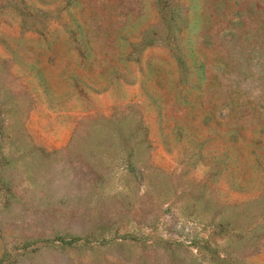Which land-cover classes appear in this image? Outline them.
<instances>
[{
	"label": "rangeland",
	"instance_id": "obj_1",
	"mask_svg": "<svg viewBox=\"0 0 264 264\" xmlns=\"http://www.w3.org/2000/svg\"><path fill=\"white\" fill-rule=\"evenodd\" d=\"M0 264H264V0H0Z\"/></svg>",
	"mask_w": 264,
	"mask_h": 264
}]
</instances>
